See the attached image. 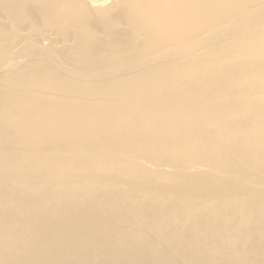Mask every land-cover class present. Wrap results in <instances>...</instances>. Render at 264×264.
Wrapping results in <instances>:
<instances>
[{"label": "bare ground", "instance_id": "6f19581e", "mask_svg": "<svg viewBox=\"0 0 264 264\" xmlns=\"http://www.w3.org/2000/svg\"><path fill=\"white\" fill-rule=\"evenodd\" d=\"M5 32L0 264H264V0H0Z\"/></svg>", "mask_w": 264, "mask_h": 264}, {"label": "rangeland", "instance_id": "374dc122", "mask_svg": "<svg viewBox=\"0 0 264 264\" xmlns=\"http://www.w3.org/2000/svg\"><path fill=\"white\" fill-rule=\"evenodd\" d=\"M9 31V30H8ZM10 34H11V32H9ZM39 33V34H38ZM38 33H34V35H35V37H37V36H40V32H38ZM188 33H190V30L188 31ZM22 34V37L21 38H25V33H21ZM7 35V37H2L1 39H0V48H1V50H0V53H2V56H0V57H4L5 56V54H6V51H7V53L9 54V50H10V47L7 49V47L8 46H10V45H8V43L10 44V42H8V40H7V38L9 37V38H12V36H13V32H12V35H9V34H7V32H5L4 33V36H6ZM27 35V34H26ZM34 37V38H35ZM8 38V39H9ZM20 38V39H21ZM5 40H7L6 42H4ZM12 43V42H11ZM48 42L46 41L45 42V45H48L47 44ZM51 43V44H50ZM192 43H194V40H193V42ZM44 44V43H43ZM54 43L53 42H49V45H48V47L49 46H51L52 47V49L54 48L55 50H58V48H60V46H58V48L55 46V45H53ZM5 45H6V47H5ZM39 45H41V43L39 44ZM12 46V45H11ZM61 49V48H60ZM3 52H5L4 54H3ZM7 55V54H6ZM26 64L27 63H22L21 65L22 66H26ZM15 65V63L13 62V60H11V61H8V60H5V59H2V60H0V74H5V73H7V71L9 70V68H11V67H13ZM3 72H5V73H3ZM2 79V78H1ZM113 80H114V77L113 76H111L110 78H106V82H113ZM32 83V82H31ZM30 82L29 83H25V85H29V84H31ZM35 83V82H34ZM56 87H57V85L55 84V83H53V84H49L48 86H47V93H60L61 91L60 90H58V91H56L55 89H56ZM1 88L2 87H0V91H1ZM35 90V88L33 89V97H34V99H35V101L36 100H38V98L36 99L35 97L37 96L38 97V92L36 93V90ZM11 90H8V94H9V92H10ZM43 91V90H42ZM41 91V93L40 94H43V92H44V96L43 97H46V93H45V91H43L42 92ZM12 92V94L14 93L13 91H11ZM35 92V93H34ZM12 94H11V96H12ZM78 94H80V93H78ZM14 96V95H13ZM10 97V96H9ZM40 97H42V95L40 96ZM24 98L26 99V98H28V97H26V96H24ZM64 99H66V98H64ZM16 100H19V99H16ZM27 107H29L28 105H27ZM225 110H227L229 113H230V111H229V108H225ZM230 115L233 117V114L232 113H230ZM31 121H34V120H31V119H27L26 121H25V123L26 124H29ZM21 125H22V123H20ZM9 126V124H8V122H7V120L5 119V118H0V126ZM8 132H9V130H6L5 131V134H8ZM190 173H192V172H190ZM193 174V173H192Z\"/></svg>", "mask_w": 264, "mask_h": 264}]
</instances>
